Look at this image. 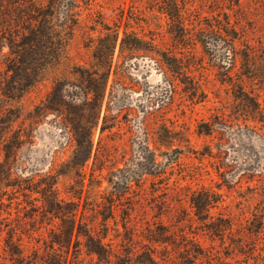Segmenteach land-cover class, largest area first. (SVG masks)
<instances>
[{
  "label": "rangeland",
  "instance_id": "rangeland-1",
  "mask_svg": "<svg viewBox=\"0 0 264 264\" xmlns=\"http://www.w3.org/2000/svg\"><path fill=\"white\" fill-rule=\"evenodd\" d=\"M5 160L0 264H264V0H0Z\"/></svg>",
  "mask_w": 264,
  "mask_h": 264
},
{
  "label": "trees",
  "instance_id": "trees-1",
  "mask_svg": "<svg viewBox=\"0 0 264 264\" xmlns=\"http://www.w3.org/2000/svg\"><path fill=\"white\" fill-rule=\"evenodd\" d=\"M41 12L43 11L39 10L40 16H41ZM37 25L29 29L28 33L20 36V40L11 41L13 49H14L13 53L16 55V58L12 60V64H11L12 70H15V68H17L18 66L26 62L25 55H27L31 51L35 50L36 47H38V44L42 40H44L43 36L47 38L46 41L48 42V44L54 45V49H55L53 53H50L49 55L47 53L46 55H44L45 57L41 58L43 62L47 64L48 60L51 57L55 58L57 55H59V52L61 51L63 47V42H64L63 41L64 38H63L61 31L55 32V31H50L49 29L46 33L45 32L46 23H43L42 19L38 21ZM50 55L52 56L50 57ZM29 84L31 83H28L25 81V83H23L22 86H28ZM101 99H102V96L98 98L97 102H100ZM88 132L89 130H87V133ZM87 141L89 142V147L92 146V138L88 137ZM11 170L12 169L11 167H9L8 161L6 160L0 161V183L7 185V181L12 175ZM61 212H62L61 209L59 208L56 209V213L60 214ZM67 216H68L67 218L69 219V221H66V229L64 231V235H62L61 233H55L56 235H59L62 237H56V239L52 240V244H53L51 247L52 249H54L55 244H58L60 246H70L72 244L73 234H74L75 227H76V216H75V213H71ZM89 237L91 238V235H89ZM91 240L93 239L91 238ZM95 244L96 246L92 247V250L97 254H100V255L104 254L106 244L103 241H99ZM53 255L54 253H51V252L48 253V256H50V258H52ZM50 258L44 263L61 264L60 261H58L57 259H50Z\"/></svg>",
  "mask_w": 264,
  "mask_h": 264
}]
</instances>
